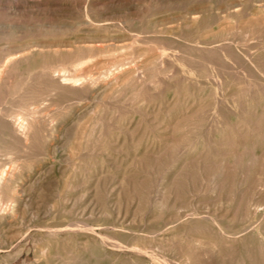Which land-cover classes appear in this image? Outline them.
Listing matches in <instances>:
<instances>
[{"label":"rangeland","instance_id":"rangeland-1","mask_svg":"<svg viewBox=\"0 0 264 264\" xmlns=\"http://www.w3.org/2000/svg\"><path fill=\"white\" fill-rule=\"evenodd\" d=\"M0 6V264H264V0Z\"/></svg>","mask_w":264,"mask_h":264},{"label":"bare ground","instance_id":"bare-ground-1","mask_svg":"<svg viewBox=\"0 0 264 264\" xmlns=\"http://www.w3.org/2000/svg\"><path fill=\"white\" fill-rule=\"evenodd\" d=\"M239 4H241V1L239 2ZM234 5V4H233ZM232 6V5H231ZM237 6H238V4H237ZM1 7V6H0ZM234 7V6H233ZM236 7V6H235ZM196 8V7H195ZM230 8V7H229ZM1 9V8H0ZM194 9V8H193ZM199 10V9H198ZM200 10H201V8H200ZM200 10H199V12H196V13H200ZM205 10V9H204ZM231 10V9H230ZM236 9H234V11H235ZM240 10H242V9H240ZM226 11V10H225ZM234 11H231V12H229L230 13V15L229 16H232V14L234 13ZM239 11V10H238ZM227 13V12H226ZM201 14V13H200ZM240 15V14H239ZM192 16V15H191ZM191 16H190V18H191ZM199 16V15H198ZM204 16V15H203ZM220 16V15H219ZM186 17V16H185ZM228 17V16H227ZM229 18H231V17H229ZM191 19H193L194 20V17L193 18H191ZM190 19V20H191ZM5 20V19H4ZM3 21V20H2ZM5 23H6V21H4ZM8 22V21H7ZM12 22V21H11ZM195 22V21H194ZM0 23H1V21H0ZM3 23V22H2ZM12 26V23H10L9 25H3V24H0V31H3L2 30V28H6V29H8V27H11ZM23 25V24H22ZM14 26V25H13ZM16 26V25H15ZM14 28V27H13ZM168 28V27H167ZM17 29V28H16ZM25 30V29H24ZM162 30H164V29H162ZM167 30V29H166ZM6 31V30H5ZM10 32V31H9ZM158 32H159V29H158ZM165 32H167V31H165ZM15 33V32H14ZM164 33V32H163ZM3 36V35H2ZM9 39V38H8ZM12 39V38H11ZM7 41V40H6ZM12 40H10V42H11ZM35 41V40H34ZM4 42V41H3ZM68 42V41H67ZM78 42V41H77ZM26 43V42H25ZM31 43H33V42H31ZM47 43V42H46ZM64 43V42H63ZM5 44V43H4ZM9 44V43H8ZM12 44H14L13 43V41H12ZM11 43H10V45H7V44H5V45H7V46H5L4 48H2V49H5L7 52H5V53H0V102L2 103V100L3 99H5L7 96H9L10 95V89L8 90V88H7V86H8V84L10 83V79H11V77H12V75H13V73H14V71H15V68L17 67V65H18V63H22V62H24L25 61V53L27 52V51H25L26 50V48H27V46H26V48H25V45H12ZM20 44V43H19ZM22 44V43H21ZM52 44H54V43H52ZM73 44V43H72ZM2 45V44H1ZM36 45H38V46H44V44H42V43H37ZM46 45V44H45ZM70 45V44H69ZM69 45H68V47H69ZM29 46V45H28ZM56 46V45H55ZM75 46V45H74ZM2 47H3V45H2ZM77 47V46H76ZM29 48V47H28ZM37 49H38V47H36ZM48 48V47H47ZM59 48V47H58ZM66 48V47H65ZM82 48V47H81ZM43 49V48H42ZM52 49H54L53 47H52ZM207 50V49H206ZM28 51H30V49L28 50ZM35 51V50H34ZM64 51V50H63ZM4 52V51H3ZM22 53V54H21ZM30 53V52H29ZM36 53V52H35ZM16 55V56H15ZM29 56V55H28ZM29 57H31V56H29ZM30 60V59H29ZM29 60H28V62H29ZM32 60V59H31ZM27 61V60H26ZM31 66V65H30ZM59 66V65H58ZM36 68H37V66H35ZM61 67H62V65H61ZM35 68V69H36ZM48 68V67H47ZM52 68V67H51ZM50 68V69H51ZM52 71L50 72V75L51 76H54V75H56V73L58 72V70H57V68L55 69V68H53V69H51ZM64 71H66V70H64ZM68 73V72H67ZM36 74V73H35ZM45 74V73H44ZM71 74V73H70ZM50 75H47L48 77H50L51 78V76ZM76 76V75H75ZM55 78V77H54ZM63 78H65V77H63ZM82 78V77H81ZM62 79V78H61ZM71 79V78H70ZM75 78H73V80H74ZM80 79V78H79ZM55 81L57 80V79H54ZM60 80V79H59ZM62 81V80H61ZM65 81V80H64ZM64 81H63V83H64ZM66 81H68V80H66ZM65 81V82H66ZM65 84V83H64ZM75 84V83H74ZM85 84V83H84ZM87 84V83H86ZM86 84H85V86H86ZM91 84V83H90ZM67 85V84H66ZM75 85H77V84H75ZM56 86H58V85H56ZM83 87V86H82ZM86 87H88V84H87V86ZM92 87V86H91ZM21 88V87H20ZM54 88V87H53ZM52 88V89H53ZM57 88V87H56ZM85 88V87H84ZM16 89V88H15ZM13 90H14V88H13ZM16 91V90H15ZM25 91V90H24ZM14 91H12V94H15V93H13ZM22 93H23V91H22ZM0 107H1V105H0ZM4 110V109H3ZM5 111V110H4ZM3 117V116H2ZM7 117H9V118H11L12 119V121H9V119H7L6 118V120L4 121L5 122V125L7 126V128L8 129H10V130H12L14 133H18V131H20V133H21V136L23 137V138H25V137H27V135H28V132H26V130H28L27 128L25 129V127H27V126H25L26 124H25V120H23L18 126H16V125H14V123H17V122H15L14 121V118H13V116L10 114V115H7ZM5 118V117H4ZM3 122V121H2ZM2 122H1V125H2ZM18 123H19V121H18ZM17 123V124H18ZM27 123V122H26ZM30 124V123H29ZM3 126H4V124H3ZM10 127V128H9ZM4 128H6V127H4ZM20 135V134H19ZM16 136V135H15ZM30 136V134L28 135V137ZM28 137H27V139H28ZM32 140H34V139H32ZM25 140H23V141H21L22 143L24 142ZM21 142H20V144H21ZM26 143V142H25ZM28 145V144H27ZM24 146V145H23ZM25 147V146H24ZM23 147V148H24ZM6 149V148H5ZM6 180H7V176L5 175V173L3 172L2 174L0 173V188H1V186H4V184H5V182H6ZM7 206V205H6ZM2 207H4V209L0 212V214H3V215H5V214H7L8 213V209L5 207V206H2ZM9 207H11V206H9ZM74 225V224H73ZM68 227H70V226H68ZM79 228V227H78ZM85 228V227H84ZM67 229V228H66ZM74 230V229H73ZM67 231V230H66ZM236 238H238V237H236ZM237 240V239H236ZM163 261H165V260H163ZM167 261V260H166ZM166 261H165V264H166ZM160 263V262H159ZM170 263V262H169ZM238 263V262H237ZM168 264V263H167ZM254 264V263H253Z\"/></svg>","mask_w":264,"mask_h":264}]
</instances>
